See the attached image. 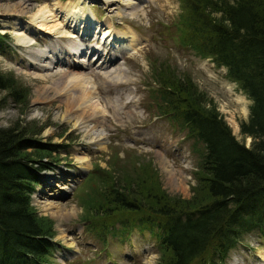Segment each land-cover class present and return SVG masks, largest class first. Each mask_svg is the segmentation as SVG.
I'll use <instances>...</instances> for the list:
<instances>
[{
  "label": "trees",
  "instance_id": "1",
  "mask_svg": "<svg viewBox=\"0 0 264 264\" xmlns=\"http://www.w3.org/2000/svg\"><path fill=\"white\" fill-rule=\"evenodd\" d=\"M174 25L179 46L224 68L251 101L240 124L251 145L235 138L190 76L153 61L157 111L202 145L192 196L168 195L145 164L118 178L97 168L80 199L82 220L100 242L123 241L135 230L152 234L157 264H226L242 236L264 230V0H181ZM0 89L25 103L12 76L0 73ZM25 132L0 128V264H52L53 222L37 214L31 197L40 172L50 169L42 160L59 147Z\"/></svg>",
  "mask_w": 264,
  "mask_h": 264
},
{
  "label": "rangeland",
  "instance_id": "2",
  "mask_svg": "<svg viewBox=\"0 0 264 264\" xmlns=\"http://www.w3.org/2000/svg\"><path fill=\"white\" fill-rule=\"evenodd\" d=\"M55 1L80 0H0V4L26 2L35 12L46 4L53 8ZM85 2L86 10L91 8L101 22L108 19L120 32L134 34V49L108 65L103 64L102 54L91 52V57H82L86 68H72L69 64L73 59L64 56L50 70L41 69L32 65L28 53L53 44L52 38L39 35L35 44L22 47L12 31L4 33L2 29V24L11 25L14 19L1 18L0 73L13 77L26 101L17 102L9 91L0 89V128L20 126L27 136L59 147L58 152L42 160L50 169L40 172L39 185L31 197L37 214L53 222L56 248L52 264H157V241L152 234L135 230L123 241L110 236L100 242L88 222L82 220L80 202L97 168L114 171L118 178L124 173L132 176L135 166L141 164L151 167L168 195L182 199L192 196L202 145H194L169 116L157 111L151 96L153 61L168 64L177 75L190 76L246 147L252 139L241 134L240 124L248 120L251 101L228 80L224 68L177 44L174 23L181 12V0H137L131 10L120 9L121 15L109 14L100 0ZM22 20L27 21V16ZM70 40L61 39L65 45ZM90 44L98 46L100 42ZM70 69L92 77L95 89L91 101L85 85L82 94L69 77L65 78L63 73ZM95 120L100 124L93 128ZM101 132V145H97L94 139ZM241 239L226 264H264L260 259L264 230L252 231Z\"/></svg>",
  "mask_w": 264,
  "mask_h": 264
},
{
  "label": "bare ground",
  "instance_id": "3",
  "mask_svg": "<svg viewBox=\"0 0 264 264\" xmlns=\"http://www.w3.org/2000/svg\"><path fill=\"white\" fill-rule=\"evenodd\" d=\"M100 1L107 8L109 14L117 13L118 15L121 12L120 9L131 10L138 3L137 0ZM86 5L85 0H80L75 3L69 1L60 3L59 1H55L53 8L48 7L46 4L37 11L32 12L31 6L29 7V4L26 2L15 4L2 3L0 4V20L3 17L5 19L7 18V20L14 19L11 25L2 24V29L4 33L12 31L16 42L22 47H30L35 44L36 37L39 35L52 38L53 44L49 46L42 45L39 48H35L34 51L32 50L33 52L28 53L29 58L32 57L30 59L33 62V66L47 70H50L53 68V65L61 62L64 56H69L73 59L69 66L72 65V68L78 69L86 68L87 66L84 58H82L83 56L91 57L92 53H100L102 54V59H104L103 64L108 65L109 62L113 63L124 53L132 48L134 49L136 45L134 34L120 32L108 19L105 22H101L96 18L91 8L88 11L86 10ZM132 14H135V12H132ZM24 16H27L29 21H23ZM62 38L71 39L70 41L72 42L69 45H65L61 41ZM93 40L99 41L100 44L98 46L90 44ZM74 70L70 69L62 73L65 74V78L69 77L72 86L79 89L75 90L80 91L82 94L85 85L89 91L86 95L90 94L88 99L91 101L94 98L93 94L95 89L92 77L74 72ZM123 70V68H120L119 72L123 73ZM81 97L83 98V95ZM75 98V95H73L72 103ZM92 119L94 118L92 117ZM95 121L97 122V120ZM99 124L100 121L93 128ZM102 135V132L96 135L94 142L97 145H101L100 140L102 139ZM260 259L264 260V253L260 255Z\"/></svg>",
  "mask_w": 264,
  "mask_h": 264
},
{
  "label": "water",
  "instance_id": "4",
  "mask_svg": "<svg viewBox=\"0 0 264 264\" xmlns=\"http://www.w3.org/2000/svg\"><path fill=\"white\" fill-rule=\"evenodd\" d=\"M83 175H85V174H83Z\"/></svg>",
  "mask_w": 264,
  "mask_h": 264
}]
</instances>
